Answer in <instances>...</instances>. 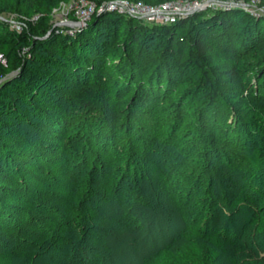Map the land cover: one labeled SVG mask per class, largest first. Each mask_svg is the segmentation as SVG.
<instances>
[{"label":"rangeland","instance_id":"374dc122","mask_svg":"<svg viewBox=\"0 0 264 264\" xmlns=\"http://www.w3.org/2000/svg\"><path fill=\"white\" fill-rule=\"evenodd\" d=\"M56 1L59 7L48 11L38 6L29 8L26 0H0V21L7 27L0 30V34L8 38L10 31H16L23 36L21 47L12 46L8 57L0 53V85L18 72L15 54L21 60L30 56V45L38 38L32 35L31 26L46 28L40 35L42 38L52 33L74 37L95 25L92 20L96 16L111 12L129 16L123 2H135ZM143 5L149 13L137 11L132 17L153 25L171 24L193 13L229 7L247 10L257 18L264 17V3L259 1L178 0L168 3L152 0ZM84 10L89 14L81 15ZM79 20L81 23L76 24ZM99 28V37L89 39L92 43L105 40L112 46V54L102 70L105 78L73 84L62 97V100L67 99L75 116L63 115L57 147L64 150L77 147L78 162L68 164L56 159L39 164L38 158L30 161L27 169L36 175L38 184L23 192L20 202L27 208L17 209V218L11 221L16 225L18 219L38 218L40 229L23 236L0 238V257L12 264H80L79 259L84 264H264V234L258 227L264 216V167L260 169V166L238 161L227 149L224 150L227 157L215 155L218 148L235 147L241 149L239 155L247 156L257 150L264 158L261 99L246 92L258 81L252 62L264 56V25L260 42L242 59L244 69L250 70L243 71L241 76H231L232 87L220 94L217 108L222 110L225 128L232 129H229L231 137L225 141L217 129H206L199 124L197 109L185 106L181 109L173 97L159 101L154 114L146 118L148 124L141 125L144 112L140 110L145 105L143 99L137 100L134 86L144 87L143 83L136 80L118 90L116 95L115 86L120 87L119 83L123 82L110 73L112 65H125L130 57L128 51L122 53L120 49L123 28L117 30L116 27L119 34L111 36L105 28ZM208 58L224 77L231 75L226 73L230 67L227 60L216 54H209ZM102 63L98 59L90 65L100 69ZM258 84L261 86L262 81ZM185 89V85L180 87L182 91ZM101 96L103 99H99ZM91 98L102 102L97 106L107 113L103 123L106 130L109 128L114 134L103 148L110 165L102 162L98 154L102 148L89 136V129L93 131L96 122L91 117L94 102L88 103V107L93 106L87 110L91 115L86 122L89 129L76 124L83 119L82 105ZM59 100L53 99L52 104L56 105ZM60 107L64 111L65 106L60 104ZM27 117L35 124L44 125V119L34 115ZM23 122L16 126L24 130L26 123ZM12 123L15 122L12 120ZM180 123H183L182 128L178 130ZM63 133L66 138L61 137ZM88 136L92 147L97 148L85 146L83 153L87 160L80 164L79 150L86 140L89 142ZM135 144L140 149V157L135 152ZM44 150L41 142L36 149L38 157ZM89 152L96 153L98 167L90 160ZM23 171L13 176L0 175L19 189ZM244 200L247 205L243 204ZM93 234L99 241H92ZM55 242L63 243L57 249Z\"/></svg>","mask_w":264,"mask_h":264},{"label":"trees","instance_id":"16d2710c","mask_svg":"<svg viewBox=\"0 0 264 264\" xmlns=\"http://www.w3.org/2000/svg\"><path fill=\"white\" fill-rule=\"evenodd\" d=\"M132 1L152 2V0ZM242 1L264 3V0ZM26 3L29 8L38 6L39 9L48 11L59 7L56 0H26ZM262 21H264V17L257 18L247 10L229 7L193 13L187 18L165 25L145 24L132 16L111 12L102 17L96 16L92 20V23L96 22L95 25L90 26L92 29L89 27L74 37L52 33L50 36L42 38L40 35L47 31L46 28L34 29L31 26V31L34 33L32 35L38 38L33 39L30 45L28 50L30 56L21 60L15 54L14 59L18 72L13 77L5 79L0 85V174L13 176L16 175V172L24 170V175L20 174L22 176L19 180L21 185L19 189L12 183L9 184L8 179L5 181L3 179L5 177L0 175L2 178V180L0 179V238L23 236L40 229L38 218L33 219L32 217L27 221L18 219L16 225L11 221L15 216L17 218L15 213L17 209L20 211L27 208L20 202L23 192L30 191L31 187H36L38 184L36 175L30 174V168L27 169L31 160L38 158L39 164L56 159L72 164L78 162L77 147L74 146L72 150L71 148L64 150L57 147V136L62 132L63 115L71 118L75 116L69 109L67 99L64 97L62 100V97L63 92L73 84L102 79L103 76L105 78L106 75L102 74V70L105 68L106 60L110 58L109 54H112L110 48L112 46L105 40L92 43L93 40L89 39L99 37L100 34L97 33L100 30L99 27L105 28L109 36L119 34L117 30L120 27L123 28L120 49L122 53L128 51L130 57L126 60L125 65L122 63L112 65L110 73L112 76L114 73L115 79L119 78L122 81H118L123 82L119 83L120 87L114 85L116 95L119 94L118 90L121 91L122 88H126L136 80L143 83L144 87L134 86L137 100L143 99L142 102L145 105L140 110V112H144L141 115L144 118L142 119L144 122H140L141 125L148 124L146 118L154 114L159 101L173 97L174 103L181 109L184 106L188 109H197L199 124L204 125L206 129H217L225 141L228 136L231 137L232 129L229 128L230 131L225 128L222 110L217 108L220 94L225 89L232 87L231 76H241L243 71L246 72L247 69H244L242 59L260 42L263 35L261 28L264 25ZM116 27H118L117 30ZM4 29L7 30V27L0 21V30ZM22 38L21 33L16 31H10L8 38L0 34V53L8 57L11 54L12 46L21 47ZM209 54H216L227 60L230 67L226 73L231 75L224 77L219 73V67L211 63L208 58ZM98 59L103 61L100 69L99 66L90 65V62H97ZM11 63L9 61V65ZM252 63L256 72L255 76L257 75L258 81H262L263 85L259 86L256 77L257 83L248 87L246 92L249 91L252 96H259L258 100L261 99L260 107L264 114V56ZM183 85L186 87L184 91L180 90ZM101 98L103 99V96L99 99ZM53 99L55 102L59 99L62 101L59 100L56 105H53ZM91 99L82 105L81 116L83 119L78 121L76 119V124L79 128L89 129L86 122L91 115L87 114V110L93 106L88 107V103L94 102L95 111L91 117L95 118L96 122L93 131L89 129V136L92 137L96 146L102 148V151H98L102 162L110 165L105 159V149L103 148L110 142L108 141L109 136H114V134L109 128L106 130V125L103 123L104 115L107 113L97 106V103L101 104L102 102L99 99V101ZM60 104L65 106L64 111ZM140 112L138 111V115L141 114ZM28 115L44 119V125L29 121ZM12 120L15 122L14 124ZM23 120V123H26L24 130L20 126H16ZM182 124L180 123L178 130L182 128ZM89 136V142L86 140L79 150L80 157L82 155V158L79 159L80 164L87 160L83 153L85 146L97 148L96 146L92 147L93 142ZM61 137L66 138L65 133ZM41 142H43L46 151L44 150L45 153L38 157L39 153L36 149L41 145ZM22 143L23 145L19 149ZM134 146L135 152L139 156L140 149L136 147L137 144ZM225 149L234 153V157L238 161L250 163L252 166H260V169L264 167V158L258 154L257 150L244 156L239 155L238 151L241 149L223 147L215 151L216 157H227L224 154ZM66 150L74 152L70 154ZM95 156L96 153L89 152L90 160L92 163L94 162L95 167H98ZM20 168L23 169L20 170ZM244 203L247 205L246 200L243 201ZM145 204L149 206L150 203L145 202ZM158 206L161 207L159 204ZM258 227L264 234V216L260 218ZM92 241H99V237L93 234ZM61 243L63 242H55L54 247L60 248L59 244ZM78 263L84 264L81 259ZM0 264L12 263L4 261L0 257Z\"/></svg>","mask_w":264,"mask_h":264},{"label":"built area","instance_id":"2783aa9c","mask_svg":"<svg viewBox=\"0 0 264 264\" xmlns=\"http://www.w3.org/2000/svg\"><path fill=\"white\" fill-rule=\"evenodd\" d=\"M177 1H178V0H177ZM174 2H175V1H169L168 3H174ZM123 3L126 5L127 12H128V15H129V16H133V15L136 14L137 11H142V10H146L147 13H149V9L146 8V7L143 5V2H141V1H139V2L135 1L134 3H131V2H126V3L123 2ZM112 8H113L112 10L116 9L115 6H113ZM89 9H90V7H89ZM114 11H115V10H114ZM116 11H118V10H116ZM118 12H120V11H118ZM150 13H151V12H150ZM152 13H154V12L152 11ZM88 14H89V13H88V10H84V11L81 12V15H83V16H86V15H88ZM81 21H82V20H79L78 22H76V24H80Z\"/></svg>","mask_w":264,"mask_h":264}]
</instances>
